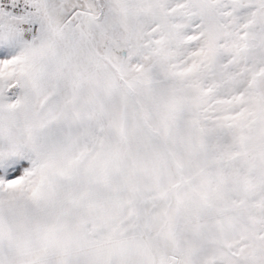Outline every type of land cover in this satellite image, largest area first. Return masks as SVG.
Masks as SVG:
<instances>
[{
    "label": "snow or ice",
    "instance_id": "6c2138e0",
    "mask_svg": "<svg viewBox=\"0 0 264 264\" xmlns=\"http://www.w3.org/2000/svg\"><path fill=\"white\" fill-rule=\"evenodd\" d=\"M0 264H264V0H0Z\"/></svg>",
    "mask_w": 264,
    "mask_h": 264
}]
</instances>
